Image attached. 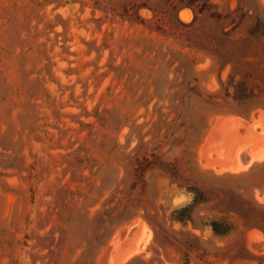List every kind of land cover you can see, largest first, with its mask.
<instances>
[{"label":"rangeland","instance_id":"1","mask_svg":"<svg viewBox=\"0 0 264 264\" xmlns=\"http://www.w3.org/2000/svg\"><path fill=\"white\" fill-rule=\"evenodd\" d=\"M263 117L264 0H0V264H264Z\"/></svg>","mask_w":264,"mask_h":264},{"label":"bare ground","instance_id":"2","mask_svg":"<svg viewBox=\"0 0 264 264\" xmlns=\"http://www.w3.org/2000/svg\"><path fill=\"white\" fill-rule=\"evenodd\" d=\"M181 12V11H180ZM184 12V11H183ZM186 15V14H185ZM182 16H184V15H182ZM183 18H185V17H183ZM260 114V113H259ZM263 114V113H262ZM225 115V114H224ZM217 117V116H216ZM229 117V116H228ZM239 117V116H238ZM248 117V116H247ZM259 117H261V116H259ZM227 118V117H226ZM226 118H223L226 122H228V123H230V124H232V125H238L236 122L239 120V118L238 119H236V117H234L233 119H226ZM244 118H245V116H244ZM264 118V117H263ZM215 119V118H214ZM219 119V118H218ZM222 119V120H223ZM234 119H235V121H234ZM240 120H242L241 118H240ZM239 120V121H240ZM252 121H253V119H252ZM211 122V121H210ZM214 123V122H213ZM242 123H246V121L244 120V122H242ZM255 124H256V122H255ZM213 125V124H212ZM251 126V125H250ZM255 127V126H254ZM211 128H212V126H211ZM257 128V127H256ZM214 129V128H213ZM213 129H211V130H213ZM251 129V128H250ZM251 131V130H250ZM250 131H249V129H248V131L247 132H249L250 133ZM223 136L224 137H228V138H231V141H232V148H233V152L236 154V151H239V149L241 150V148H243V150L246 148L245 146L248 144V142H247V140L250 138V137H248L247 135H244V136H242V137H244V138H246L247 139V137H248V139L247 140H245L244 138L243 139H241V137L239 138V139H241V140H243V142H245V143H243L242 142V144H240L239 146H236L235 144H236V137H235V135H233V133H231V132H227V131H223ZM242 134V133H241ZM244 134V133H243ZM242 134V135H243ZM251 134V133H250ZM252 135H253V131H252ZM245 136H247V137H245ZM207 138V137H206ZM204 139H205V137H204ZM240 140V141H241ZM245 140V141H244ZM238 143V142H237ZM244 144V145H243ZM254 144V143H253ZM262 144H264V143H262ZM231 145V144H230ZM199 146H200V144H199ZM237 147V148H236ZM231 148V149H232ZM252 148V147H251ZM237 149V150H236ZM258 149V148H257ZM199 150V149H198ZM235 150V151H234ZM243 150H241L242 152H243ZM254 150V148H252V151ZM246 151H247V149H246ZM246 151H245V154H246ZM257 151V150H256ZM232 152V151H231ZM233 152H232V155H234L233 154ZM249 152V151H248ZM247 152V153H248ZM211 154H214V152L212 153V151H211ZM238 154V153H237ZM237 154H236V156H237ZM240 155H241V152L239 153ZM238 154V155H239ZM209 155H210V152H209ZM202 156V155H201ZM253 156V155H252ZM212 157V156H211ZM238 157V156H237ZM261 157H263V156H261ZM235 158V161L234 162H236L237 161V158L236 157H234ZM238 158H240V160H242V158H243V156H241V157H238ZM255 158V157H254ZM258 159H259V157H258ZM258 159H257V161H258ZM201 161V160H200ZM259 161H260V159H259ZM203 162V160L201 161V165L203 166V164H205V163H202ZM241 162V161H240ZM237 163H239L238 161L236 162V164L235 165H237ZM234 165V168H236V170H235V172L236 171H238V169H237V167H239V166H235ZM239 165V164H238ZM247 165V164H246ZM249 166V165H248ZM248 166H247V168H248ZM254 166H256V165H254ZM201 167V166H200ZM207 169H209L208 168V166L206 167ZM242 168H243V166H242ZM256 168V167H255ZM213 169V170H212ZM212 170V171H211ZM211 172H214V173H216L214 170H215V168H211ZM217 171L219 170V169H216ZM234 170V169H233ZM257 170V169H256ZM221 171H223V170H221ZM225 171V170H224ZM224 171L222 172L223 174H224ZM228 171H231V172H233L232 171V169L231 170H227V173H230V172H228ZM253 172V171H252ZM221 173V174H222ZM218 174V173H217ZM222 174V175H223ZM250 174V173H249ZM220 175V174H219ZM218 175V176H219ZM239 175V174H238ZM213 176V175H212ZM215 176V175H214ZM221 176V175H220ZM224 176V175H223ZM262 196H264L263 194H262ZM264 198V197H263ZM263 198H262V200H263ZM256 201V200H255ZM264 201V200H263ZM262 201V202H263ZM140 220V219H139ZM133 226V225H132ZM126 230V229H125ZM131 230V229H130ZM128 231V230H127ZM120 232V231H119ZM152 232V231H151ZM127 235H129V234H127ZM114 236V235H113ZM123 237V236H122ZM112 239H113V237H112ZM118 243V242H117ZM109 244H111V243H109ZM132 244V243H131ZM110 246V245H109ZM117 246V245H116ZM148 247H150V246H148ZM115 249V248H114ZM113 251V250H112ZM114 252V251H113ZM113 252H112V254H113ZM147 255V254H146ZM112 257V256H111ZM96 262V261H95Z\"/></svg>","mask_w":264,"mask_h":264},{"label":"trees","instance_id":"3","mask_svg":"<svg viewBox=\"0 0 264 264\" xmlns=\"http://www.w3.org/2000/svg\"><path fill=\"white\" fill-rule=\"evenodd\" d=\"M256 27H261L260 25H259V23L257 24V26ZM248 34H249V36H254L253 35V33H252V31H248ZM247 39V38H246ZM244 41H246V40H241V44H243L244 43ZM239 87V91H237L236 93H235V96H234V98L235 99H237V100H244V99H246V98H248L250 95L247 93V91L245 90V86H244V83L243 82H239L238 84H237V88ZM213 231H214V233H217V231H216V229H213Z\"/></svg>","mask_w":264,"mask_h":264}]
</instances>
